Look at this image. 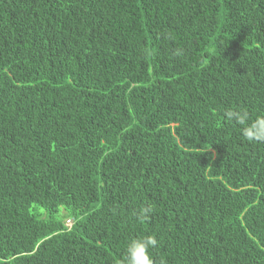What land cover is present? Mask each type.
<instances>
[{
    "label": "trees",
    "instance_id": "16d2710c",
    "mask_svg": "<svg viewBox=\"0 0 264 264\" xmlns=\"http://www.w3.org/2000/svg\"><path fill=\"white\" fill-rule=\"evenodd\" d=\"M228 108L264 115V0H0V264H264Z\"/></svg>",
    "mask_w": 264,
    "mask_h": 264
},
{
    "label": "clouds",
    "instance_id": "9594fccd",
    "mask_svg": "<svg viewBox=\"0 0 264 264\" xmlns=\"http://www.w3.org/2000/svg\"><path fill=\"white\" fill-rule=\"evenodd\" d=\"M175 55L180 54L177 49ZM223 117L240 127L242 137L250 142H264V115H258L254 119L250 118L249 113L244 109L228 108L223 112ZM177 142L180 138L177 137ZM152 211V206L147 205L141 208L137 216L144 218ZM158 244L154 235H143L132 237L127 241L125 254L122 264H154L150 249Z\"/></svg>",
    "mask_w": 264,
    "mask_h": 264
},
{
    "label": "rangeland",
    "instance_id": "374dc122",
    "mask_svg": "<svg viewBox=\"0 0 264 264\" xmlns=\"http://www.w3.org/2000/svg\"><path fill=\"white\" fill-rule=\"evenodd\" d=\"M38 211H41L42 213H43V211L41 210V209H39ZM59 217L60 216H62V210H60V212L57 214ZM71 221L72 222V220H70V219H65V224L67 225V226H69L71 223L70 222H67V221Z\"/></svg>",
    "mask_w": 264,
    "mask_h": 264
}]
</instances>
